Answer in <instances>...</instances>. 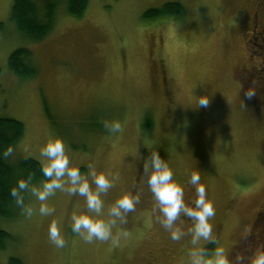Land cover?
<instances>
[{"label": "rangeland", "instance_id": "1", "mask_svg": "<svg viewBox=\"0 0 264 264\" xmlns=\"http://www.w3.org/2000/svg\"><path fill=\"white\" fill-rule=\"evenodd\" d=\"M13 1L0 0V116L23 121L25 133L8 161L31 156L42 162L41 147L58 136L73 165L85 174L92 165L113 180L101 194L104 218L122 194L140 200L123 221L117 218L114 244L88 242L72 231V215L89 214L78 193L57 190L48 199L55 211L41 216L27 192L31 217L16 202L12 216L0 217V228L11 233L0 264L11 256L25 264H190V234L173 241L157 219L144 173L156 151L184 187L186 203L195 196L188 175L200 173L215 209V240L200 246L211 244L208 253L223 247L232 264H248L263 248L253 226L264 205V99L246 100L240 90L248 61L237 11L243 0H90L82 17L68 14L60 1L52 30L40 40L17 29ZM37 1L43 6L47 0ZM166 1H179L186 11L143 18L146 9ZM20 46L33 51L32 77L9 67V55ZM201 95L209 96L207 107L198 106ZM146 117L151 129L142 128ZM105 120H119L123 130L109 132ZM53 220L62 248L48 236ZM177 225L188 233L192 224L183 219Z\"/></svg>", "mask_w": 264, "mask_h": 264}, {"label": "clouds", "instance_id": "2", "mask_svg": "<svg viewBox=\"0 0 264 264\" xmlns=\"http://www.w3.org/2000/svg\"><path fill=\"white\" fill-rule=\"evenodd\" d=\"M247 94L252 96L256 93L249 90ZM209 103V96L198 97V106L207 107ZM103 123L111 133L123 130L119 120H105ZM13 152V146L9 145L0 152V157L8 158ZM40 153L45 158L42 160L41 170L47 179L41 181L39 185H31L30 177H21L10 191L22 212L31 217L35 210L33 206L25 204V192L31 193L39 202L38 212L41 216H50L55 211L48 205V199L55 195L57 190L78 193L85 198L89 214L74 213L71 218L72 231L79 233L88 242L94 239L100 241L112 239L114 244L118 243V238L113 236L112 228L117 223V218L123 221L124 214L135 209L140 195L122 194L108 209V218H104L101 194L108 192L113 186V180L103 172H97L92 165H88L87 174L83 173L79 166L71 163L64 141L58 136L49 139L41 147ZM144 173L147 174V184L159 209L160 215L157 219L168 230L170 238L173 241H180L186 234H190L192 245L188 250L190 264H232L223 247H216L212 253H208L200 246L201 240L207 242L215 240L213 225L210 222V218L215 215V209L212 201L207 198L206 187L201 183L199 171H191L188 175L187 183L195 189V196L189 198V203L185 201L184 187L173 178V170L157 151L150 153V158L144 164ZM93 184L95 188L92 187ZM182 218L192 221L188 233L177 225L178 220L183 222ZM48 236L56 247L64 246L65 240L57 221L50 222ZM248 264H264V250L254 252Z\"/></svg>", "mask_w": 264, "mask_h": 264}, {"label": "trees", "instance_id": "3", "mask_svg": "<svg viewBox=\"0 0 264 264\" xmlns=\"http://www.w3.org/2000/svg\"><path fill=\"white\" fill-rule=\"evenodd\" d=\"M65 3L66 12L75 17H82L89 6L90 0H47L40 5L37 0H14L11 8V19L17 29L26 37L33 40L43 39L52 30L59 2ZM186 7L179 1H166L160 6L150 7L143 13V18L173 16L184 14ZM5 30V23L0 21V34ZM33 51L27 46H20L9 55V67L19 77L28 78L36 74L37 68L32 64ZM153 123L146 117L142 123L143 129H151ZM25 133V124L20 119L10 116H0V152L9 145L14 146ZM42 162L31 156L18 159L11 163L8 158L0 157V217L12 216V205L16 202L11 196V188L16 186L19 178L30 177L29 183L36 184L47 179L41 170ZM25 192L24 197H26ZM264 207V206H263ZM262 207V208H263ZM253 228L260 234L261 245L264 248V208L260 210ZM11 233L0 228V249L5 248ZM211 243V242H210ZM211 244H207V250ZM9 264H25L18 256H11Z\"/></svg>", "mask_w": 264, "mask_h": 264}, {"label": "flooded vegetation", "instance_id": "4", "mask_svg": "<svg viewBox=\"0 0 264 264\" xmlns=\"http://www.w3.org/2000/svg\"><path fill=\"white\" fill-rule=\"evenodd\" d=\"M237 8L240 13L238 21L240 32L248 52V61L240 70V76H243L239 81L241 94L246 100L264 99V0H243L242 5H238ZM249 90L255 91L256 94L249 96L247 94ZM183 219L186 225L192 224L191 220Z\"/></svg>", "mask_w": 264, "mask_h": 264}]
</instances>
